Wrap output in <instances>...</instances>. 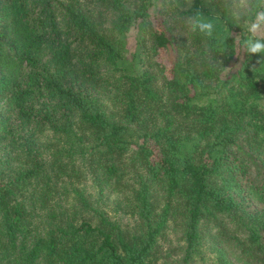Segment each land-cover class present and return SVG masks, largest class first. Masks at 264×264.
Masks as SVG:
<instances>
[{
	"label": "trees",
	"instance_id": "1",
	"mask_svg": "<svg viewBox=\"0 0 264 264\" xmlns=\"http://www.w3.org/2000/svg\"><path fill=\"white\" fill-rule=\"evenodd\" d=\"M234 11L0 0V264H264V53Z\"/></svg>",
	"mask_w": 264,
	"mask_h": 264
},
{
	"label": "clouds",
	"instance_id": "2",
	"mask_svg": "<svg viewBox=\"0 0 264 264\" xmlns=\"http://www.w3.org/2000/svg\"><path fill=\"white\" fill-rule=\"evenodd\" d=\"M250 3L256 9L255 20L252 22L245 20V27L250 35L243 41L242 46L248 54L264 53V35H261V26L264 25V10L261 9H264V0H233V7L241 11H234L232 15L238 22L241 15H246L244 10L249 8ZM186 24L190 31L199 32L208 38L213 36L216 27L212 20L205 18L199 11L189 16ZM260 61L261 59L258 63Z\"/></svg>",
	"mask_w": 264,
	"mask_h": 264
},
{
	"label": "rangeland",
	"instance_id": "3",
	"mask_svg": "<svg viewBox=\"0 0 264 264\" xmlns=\"http://www.w3.org/2000/svg\"><path fill=\"white\" fill-rule=\"evenodd\" d=\"M190 0H187V2H189ZM185 7V5H184ZM262 32L261 35H264V25L261 26ZM159 59L162 60L163 62H165L166 64L168 63V57L166 56L165 53H161L159 54ZM251 207L255 208V209H260L261 208V204L258 203L257 201L252 200L251 201ZM110 213L112 214V212L110 211ZM123 217H125L123 215ZM213 252L209 251L208 249L204 250L203 252V259H201L199 262H197L196 264H217V262L215 261L214 257H213Z\"/></svg>",
	"mask_w": 264,
	"mask_h": 264
}]
</instances>
